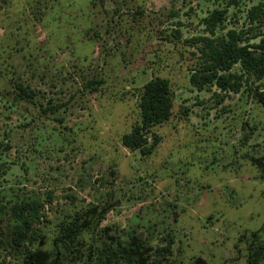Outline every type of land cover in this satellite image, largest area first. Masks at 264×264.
<instances>
[{"label":"rangeland","instance_id":"rangeland-1","mask_svg":"<svg viewBox=\"0 0 264 264\" xmlns=\"http://www.w3.org/2000/svg\"><path fill=\"white\" fill-rule=\"evenodd\" d=\"M257 5L0 0V264H153L168 236L160 264H249L264 246V106L190 78L208 14L226 11L219 35L254 27L259 43ZM158 77L170 81L173 116L144 156L122 138ZM25 200H40L44 219L18 247L12 210Z\"/></svg>","mask_w":264,"mask_h":264},{"label":"trees","instance_id":"trees-1","mask_svg":"<svg viewBox=\"0 0 264 264\" xmlns=\"http://www.w3.org/2000/svg\"><path fill=\"white\" fill-rule=\"evenodd\" d=\"M249 25L260 24L264 16V5H257L251 9ZM226 11L214 10L203 20L208 37H199V67L191 75V84L199 91H212L217 87L221 92L239 94L248 90L250 96L264 106V89L255 86L264 80V39L259 43H251L261 37L260 32H253L254 27L248 30H228L219 35L225 22ZM239 70H235V68ZM19 97L33 101L37 93L22 84H17ZM218 96V95H217ZM225 101V95L220 97V103ZM141 122L133 130L123 136L122 143L130 151H140L142 155H152L159 145L161 138L152 130L167 123L173 116L174 100L170 81L165 78H155L143 88L139 103ZM152 141V142H151ZM48 204L52 203L49 196ZM44 205L40 200L21 201L14 205L12 242L23 247L27 242L32 244L37 239L35 225L44 219L42 215ZM43 218V219H42ZM42 220V221H41ZM166 245L156 251L157 258L153 264H160L161 259L173 253L174 238L168 236ZM264 259V246H260L251 255L249 264H258Z\"/></svg>","mask_w":264,"mask_h":264}]
</instances>
